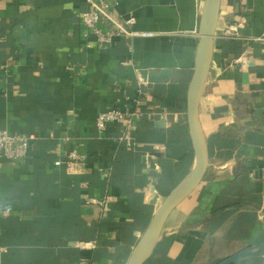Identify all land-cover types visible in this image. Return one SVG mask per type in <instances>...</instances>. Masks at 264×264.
Segmentation results:
<instances>
[{
    "label": "crops",
    "instance_id": "crops-1",
    "mask_svg": "<svg viewBox=\"0 0 264 264\" xmlns=\"http://www.w3.org/2000/svg\"><path fill=\"white\" fill-rule=\"evenodd\" d=\"M120 1L117 15L155 35L87 47L86 0H0V129L36 136L26 158L0 160V264H127L195 165L187 98L204 0ZM163 70L167 82H149ZM116 107L136 113L134 148L119 141L129 118L97 127ZM200 122L205 178L145 264H219L264 242V0H222ZM72 152L83 168L69 169Z\"/></svg>",
    "mask_w": 264,
    "mask_h": 264
},
{
    "label": "water",
    "instance_id": "water-1",
    "mask_svg": "<svg viewBox=\"0 0 264 264\" xmlns=\"http://www.w3.org/2000/svg\"><path fill=\"white\" fill-rule=\"evenodd\" d=\"M221 4L222 0H204L195 70L188 90V124L195 151V165L165 197L134 247L127 264H145L154 255L170 215L201 185L208 170L210 153L207 137L200 122V105L214 59L216 30L220 19ZM169 76V70H163L160 74L147 75L151 83L167 82ZM165 124L166 121L161 120L157 125L164 126ZM262 128L264 130V126ZM258 256H264V242L246 248L219 264H235L245 258Z\"/></svg>",
    "mask_w": 264,
    "mask_h": 264
},
{
    "label": "built area",
    "instance_id": "built-area-1",
    "mask_svg": "<svg viewBox=\"0 0 264 264\" xmlns=\"http://www.w3.org/2000/svg\"><path fill=\"white\" fill-rule=\"evenodd\" d=\"M86 2L87 8L82 14V25L83 37L87 47H90L92 36L96 38L98 47L105 49L111 47L116 39L121 36L135 38L152 37L155 35L153 32L137 31L135 29L137 23L135 15L130 14L127 17L117 15L115 10L120 5V0H86ZM241 28L242 24L231 25L228 36L232 39L241 38ZM135 115L136 113L131 112V108L129 107L128 110L116 107L99 115L97 127L100 132H103L109 124L121 122L124 118H129L128 127L119 138V141L124 142L125 146L131 149L136 146V142L130 134V127L133 124V117ZM35 139L36 136L33 134H16L0 129V160L8 159L16 161L26 158ZM86 162L85 155L72 152L69 155L68 167L71 171H76L83 168ZM89 246L93 248L95 244L91 243Z\"/></svg>",
    "mask_w": 264,
    "mask_h": 264
},
{
    "label": "trees",
    "instance_id": "trees-1",
    "mask_svg": "<svg viewBox=\"0 0 264 264\" xmlns=\"http://www.w3.org/2000/svg\"><path fill=\"white\" fill-rule=\"evenodd\" d=\"M218 212H219V210L216 211V213H218Z\"/></svg>",
    "mask_w": 264,
    "mask_h": 264
}]
</instances>
